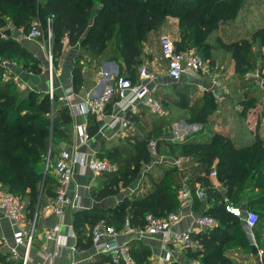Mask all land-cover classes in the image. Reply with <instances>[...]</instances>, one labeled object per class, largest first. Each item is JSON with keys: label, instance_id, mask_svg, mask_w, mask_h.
<instances>
[{"label": "trees", "instance_id": "obj_1", "mask_svg": "<svg viewBox=\"0 0 264 264\" xmlns=\"http://www.w3.org/2000/svg\"><path fill=\"white\" fill-rule=\"evenodd\" d=\"M247 2L248 0H0V30L7 23L6 18L14 26L22 27L23 32L29 31L32 23H37L40 37L46 38L50 32L54 65L62 50L64 38L68 45H78L76 62L71 70L72 89L78 92L83 82L80 60L84 56L94 61H99L100 57L118 59L123 69L120 73L125 72L126 76L135 81L144 45L150 42V32L163 26L168 16L177 17L179 38L174 41L176 50L191 49L204 62L208 61L210 67L218 60L222 63L227 58L233 61V73L228 86L237 79L240 82L237 87L242 92L239 97L230 98L228 102L240 106L238 115L244 120L247 110L256 105L260 94H264L263 90L253 87L254 84L245 76L257 70L261 63L259 75L264 78V23L251 33V39L235 31L246 20L247 6L250 4ZM226 24L231 25L229 29L225 27ZM232 28L234 32L231 31ZM0 54L6 58L14 56L24 59V66H28V69L34 72L40 70L39 60L32 57L10 34L1 36L0 33ZM28 61L31 64L27 65ZM2 71L3 67L0 66V75ZM182 83L184 82L170 83L171 92L177 97L173 96L167 101L184 110L189 107L192 113L182 117H186L190 123L207 122L208 116L217 107L213 93L204 91L190 104L188 93L179 88ZM159 101L161 102L160 99ZM94 117L93 114L88 117L87 129L90 134L96 131ZM71 120L70 109L66 104L58 102L56 95L50 99L46 92H22L12 77L0 81V184L24 200L26 218H32L48 198L52 199L56 195L49 169L57 152L56 139L69 135L67 133ZM160 128L161 126H156L146 135L137 137L130 144V150L124 152L123 158L119 156L120 152L101 155L112 162L116 161L119 168L117 172H111L113 174H105L107 180L95 191V198L117 194L120 186H127L137 177L143 163H152L153 153L147 148L152 137L156 138V153L189 157L188 162L196 164L188 176L189 183L182 181V169L161 168L155 175L151 169L146 172V177L152 188L139 196H125L111 209L114 211L112 216L99 208L76 211L72 228L77 236V246H91V236L84 239L85 224L91 229L102 219L108 224L112 222L119 230L127 217L132 225L143 226L147 213L164 216L176 211L179 205L176 193L183 184L193 192V183L199 182L206 187L205 193L212 192V195L218 197L219 193L212 190L209 178L210 171L215 170L218 181L225 186L226 199L202 214L213 216L217 225L191 231L197 247H186V253L197 261L192 264H240L227 254L226 248L238 245L251 250V244L247 243L242 230L241 217L228 212L225 205L235 202L245 184L252 181L254 191L252 190L247 207L257 213L253 229L263 225L262 138L257 133L252 139L240 134L237 138L241 143H236L233 138L215 133L208 142L181 141L167 143L161 148V144L166 141L160 137ZM129 245L134 263L148 264L147 251L134 248V244ZM261 260L264 263V254ZM0 262L7 264L1 256ZM15 264H21V261Z\"/></svg>", "mask_w": 264, "mask_h": 264}, {"label": "crops", "instance_id": "obj_2", "mask_svg": "<svg viewBox=\"0 0 264 264\" xmlns=\"http://www.w3.org/2000/svg\"><path fill=\"white\" fill-rule=\"evenodd\" d=\"M247 3L250 4L247 6L246 20L243 25L238 26L235 31L240 32L241 35L251 39V33L264 23V0H248ZM6 19V25L0 30L1 35L4 36L10 34L14 39L19 41L32 57L39 60L40 70L34 72L33 70L28 69V66H24L26 61L23 59L18 58L19 61L17 58L9 60L0 54V66L3 67L0 81L6 80L2 77V73L8 69L10 78L14 77L19 80L20 86L18 89L22 92L33 90L36 92L47 93L48 74L47 65L44 61V51L46 48H50V39L46 37V41H44L40 38H30L27 36L28 32H23L22 27H16L8 18ZM230 26V24H226L225 27L229 29ZM163 31L168 32L174 41L178 40V18L168 16L163 26L158 30L150 32V35L148 36L150 42L148 44L152 47L148 48L147 42L145 43L143 53L140 56L141 65L139 66L141 67L144 65L150 72L155 74L152 95L154 97L156 96L155 98L158 100L160 99L162 102H160L163 107V112L161 114L152 112L149 107L140 102H135L128 109L121 110L116 105L114 99L107 103L105 117L103 119H99L94 115L96 131L93 134L88 133L87 127L90 113L82 112L81 104L87 98L98 96L106 84L114 81L116 77L121 76L120 74L122 73L120 72L123 69L121 68L118 59L100 57L99 61H94L90 60L89 57L84 56L80 60L83 72L82 86L78 92L72 91L71 95L77 108L74 112H71L72 120L69 125V133H67V135H69L66 138L56 139L57 152L54 155L53 162L49 169L54 187L56 188V193L59 189V182L55 174L54 161L61 149L81 152L86 156L97 155L100 157L101 155L106 156L111 152H120L121 155L119 156L123 158L124 152L130 150V144L137 137L146 135L147 132L152 131L156 126H161L160 129L162 135L160 137L166 141V143L161 144V148L165 147L167 143L181 141L208 142L215 133H221L233 138L236 143H241L237 138L240 134L243 135L244 138L252 139L257 133L264 142V94L259 95L256 105L247 110L245 119L241 120L238 115L240 106L236 103L231 104L228 102L230 98H234V96L228 92L230 87L228 86L230 82L229 78L233 73V61L228 58L223 63L218 60L213 67L209 66V68L206 67L208 62H205L204 69L200 71L202 73L201 75L199 72L194 77H184L179 80L188 85L190 83L196 84L200 81V76L208 79V82L207 79H205L206 81H203L206 83L205 86L203 85V88L204 91H211L213 93L217 107L208 116L207 122L188 123L185 119L179 117L175 122L170 123L171 119L175 117H173L170 112L167 113L162 99L165 98L164 101L167 102L168 99L171 100L174 96L170 93V83H172L173 80L168 77L167 71L165 75H161L156 69V65L160 63H164L166 66L165 60L161 57L159 42V51H153V43L155 47L157 44L156 41L158 40L159 35L164 33ZM231 31L234 32V28H232ZM78 50V45H68L66 42L63 43L62 50L57 58L53 72V90L56 96L62 95L63 90L66 87L72 88L71 70L75 65ZM262 51L264 52V48H262ZM3 62H6L7 64L3 65ZM29 63L31 64V61H28L27 65ZM258 66L257 70L249 72L245 76L247 80L254 84L253 87L255 86L264 91V78H261L259 75L261 63H259ZM217 67H220L221 73H217V70H215ZM209 70H211L212 73L215 70V74L209 73ZM123 73L127 75L125 72ZM240 92H242L241 89ZM168 102L170 103V101ZM173 105L176 108L181 109L174 103ZM170 109L172 110V107H170ZM109 115L125 116L130 121L131 127L124 128L119 124L109 126L105 123ZM81 125L85 126L86 131L89 134V138L85 140L80 136L79 128ZM170 125L173 126V128L175 127V129L177 128L178 131H174V133H171L172 135H164L165 129ZM194 131L196 132V135L191 136L195 133ZM202 131L205 133H202ZM183 133L185 135L182 136V139L181 134ZM155 140L156 138L152 137L151 141L155 142ZM152 153V163L142 164L143 173H141L142 175L140 176L139 181H136L137 183L134 182L132 185V182L128 186H120L121 192L101 199L95 198V191L105 184L107 180L105 174L111 172L94 175L90 170L82 169L78 165H74L72 168L71 180L65 188L69 202L64 207L62 214L57 215L53 212L49 207L53 198H48L32 217H35V222L27 264H109V256H107L105 252L97 251L92 245V241L90 247L83 248L77 246V236L72 228L74 213L76 211L99 208L102 211H106L108 216H112V212L114 211H111V209L125 196H131L133 194L139 196L152 188L150 180L146 177V172L151 169L153 175L157 174L161 168L166 169L176 167L182 169L183 177L181 179L182 181L186 180L188 182V176H190L192 168L196 165L188 162L189 157L184 158L180 155L158 154L155 150ZM112 163L115 165V170L112 172H115L118 170L119 166L116 161H113ZM209 178L211 179L212 190L215 189L219 193L218 197L212 195V192L209 193L208 191H206L205 197H199V188L205 191L206 187L201 186L199 182L193 183L194 191L192 192L191 189H189L191 196L190 200H180L177 196L179 205L176 212L179 214V221L172 226V230H199L198 227L194 226L195 218L198 215H201L206 209L219 203L221 200L226 199L225 186L218 181L216 175H209ZM252 190L254 191L253 182L248 181L239 192L235 202L232 201L233 205H237L243 210L247 209V202L253 194ZM242 221L243 223L241 226L246 236V240L249 244L255 245L257 253H253L252 249L246 250L243 247L234 245L226 248L227 254L235 262L240 264H264L261 260L262 255L264 254V223L261 228H255V230L261 229V231H257L259 233L254 234L253 227H248L243 219ZM111 224L114 225L112 222ZM54 225H58V230L51 238H47L46 233ZM85 225L86 231L84 233V239H88V236H90V226L87 224ZM112 238L119 243H131L134 244L132 245L134 248H142L146 250V261L148 264H170L172 262L176 264H192L197 262L195 259L190 258L187 255L186 247L188 246L182 247L172 244L165 245L162 243L160 235L137 236L135 234L125 235L118 233ZM22 241L23 236L21 232H19L18 227L12 224V221L0 208V256L3 257L4 263L15 264V262L21 261L24 251ZM134 262L135 261L133 260V264H135Z\"/></svg>", "mask_w": 264, "mask_h": 264}, {"label": "built area", "instance_id": "obj_3", "mask_svg": "<svg viewBox=\"0 0 264 264\" xmlns=\"http://www.w3.org/2000/svg\"><path fill=\"white\" fill-rule=\"evenodd\" d=\"M40 30L36 23H32L27 36L30 38H39ZM3 36V35H1ZM50 39V32H48ZM67 39L64 38V42ZM159 45L161 57L165 60L167 66V75L173 81L187 77L191 78L196 76L201 70L204 69V60L191 49L186 51L176 50L174 39L167 33H162L159 36ZM48 61H47V74H48V89L47 94L50 99H53V75L52 68V55L51 49L48 47ZM6 65V62L2 63ZM8 69L2 73L4 79L10 78ZM155 74L150 72L144 65L138 69V78L134 81L126 75L118 76L114 81L105 85L101 93L96 97L87 98L81 104V111L95 115L99 119L105 117V108L107 103L115 99L116 105L125 110L131 107L135 102H140L152 112L162 113L163 107L158 99L152 95L154 87ZM15 85L19 88L20 82L13 77ZM72 88L66 87L63 94L57 96L59 102L68 105L70 112L76 110V105L71 98ZM106 124L114 126L119 124L121 127H131L130 121L125 116L109 115L106 119ZM80 136L82 139L89 138L84 125L79 128ZM150 151L155 150V142L150 141L147 145ZM78 165L82 169L90 170L94 175H100L106 172L115 170V165L107 158L97 155L86 156L85 154L77 151H70L68 149H61L54 161L55 174L59 182V189L55 197L51 200L49 207L57 215H61L64 207L68 204L69 199L66 195V185L71 180L72 168ZM209 175H216L215 170L210 171ZM180 200H190V190L183 184L177 192ZM199 197H205L203 189L198 190ZM25 203L21 197L13 194L9 190L0 185V208L3 213L16 225L23 236L24 251L21 257V264H27L29 259V250L32 242V234L34 229L35 217L26 219L24 212ZM225 209L241 217L248 227H253L257 221V213L252 209L243 210L237 205L226 204ZM29 220V221H28ZM179 221V214L176 211L167 213L164 216H154L147 213L144 216L143 226H134L130 223L129 218H125L122 227L118 230L114 225L106 223L104 220H98L90 229V236L92 245L97 251L105 252L109 256L110 263L133 264V259L130 252V245L127 242L119 243L112 237L118 233L125 235H160L163 244L178 245V246H191L197 247L196 241L191 237L192 229H184L181 231L172 230V226ZM217 225V220L208 214L198 215L195 218L194 226L201 228H212ZM58 230V225H54L47 233L46 237L51 238ZM111 237V238H110Z\"/></svg>", "mask_w": 264, "mask_h": 264}, {"label": "rangeland", "instance_id": "obj_4", "mask_svg": "<svg viewBox=\"0 0 264 264\" xmlns=\"http://www.w3.org/2000/svg\"><path fill=\"white\" fill-rule=\"evenodd\" d=\"M36 25H37V27H38V24L36 23ZM39 28V27H38ZM29 29V28H28ZM28 30H26L25 32H27ZM164 33H167V34H169L168 32H165V31H163ZM170 35V34H169ZM160 36V35H159ZM40 39H42V40H44V41H46L45 40V38H43V37H39ZM43 41V42H44ZM157 42V44H156V46L154 47V43H153V51L155 50V51H159V47H158V42H159V37H158V40L156 41ZM147 46H148V48H150V47H152L150 44H148V42H147ZM45 53V56H44V61L46 62V65H47V61H48V48H46L45 49V51H44ZM192 52H195V51H193L192 50ZM213 55H215V53L214 52H211ZM51 55H52V53H51ZM6 59H9V60H14L15 58H14V56L12 57V58H6ZM18 59V58H17ZM24 60V59H23ZM53 57H52V68H53V71H54V68H55V66L56 65H54V62H53ZM18 61H19V59H18ZM208 62V61H207ZM206 67L207 68H209V65H208V63H207V65H206ZM156 69H157V71H158V73L159 74H161V75H165L166 74V71H167V69H166V66H165V64L164 63H160V64H157L156 65ZM223 69H225V68H223ZM215 70H217V73L218 72H220V67H217V69H215ZM215 70H214V72L212 73V71L211 70H209V73H211V74H215ZM221 73V72H220ZM223 73H224V71H223ZM123 75H125L124 73H122ZM122 74H120V75H122ZM202 73L200 72V75H201ZM210 74V75H211ZM199 79H200V81H198L196 84H193V85H190V84H188V85H186V83H182V84H180L179 85V88L180 89H182V90H184V91H186L187 93H188V96H189V103L190 104H192L194 101H195V99L197 98V97H199L200 95H201V93L204 91V88H203V85L205 86L206 85V83L205 82H203V81H206L205 79H207V78H204L203 76H200L199 77ZM246 81V80H245ZM185 82H188V81H185ZM207 82H208V79H207ZM247 82V81H246ZM232 85L229 87V90H228V92L230 93V94H232L234 97H239L240 95H241V92H240V89L237 87V86H239L240 85V82H239V80H237V79H235V80H233L232 82ZM248 83V82H247ZM230 85V84H229ZM249 88H250V86H248ZM255 90H257V89H255ZM258 91V90H257ZM260 91H258V93H259ZM171 93V95H174L172 92H170ZM175 97H177V96H175L174 95V98ZM173 98V99H174ZM162 101H163V105H164V107H165V110L167 111V113L168 112H170V114H172V116L173 117H175V118H172L171 119V121H170V123H173V122H175L176 120H177V118H179V117H181V118H183V119H185L186 120V117L187 116H189L190 115V109H189V107H188V109H179V108H176L174 105H173V103L170 101V103L167 101H164V99H162ZM170 107H172V110L170 109ZM170 109V110H169ZM192 113V112H191ZM186 116V117H182V116ZM186 122H188V123H190L189 121H187L186 120ZM173 131V132H172ZM174 131H178V129L176 128L175 129V127L173 128V126H168L166 129H165V132H164V135H170L171 133H174ZM195 132V131H194ZM202 133H205L204 131H202ZM172 135V134H171ZM183 135H185L184 133L183 134H181V138L183 139ZM196 135V132L195 133H193L191 136H195ZM176 136V135H175ZM177 138V137H176ZM175 138V139H176ZM184 138H185V136H184ZM167 139V138H166ZM178 139V138H177ZM179 139H180V137H179ZM165 140V139H164ZM181 140V139H180ZM125 152H127V151H125ZM152 160H153V156H152ZM142 165H141V167H140V169H139V173H138V175H137V177L131 182L132 183V185L134 184V182H136V181H139V178H140V176L142 175L141 173H143V169H142ZM117 172V171H116ZM111 174H113V173H111ZM131 183H129V184H131ZM137 183V182H136ZM128 184V185H129ZM127 185V186H128ZM124 187V186H123ZM119 192H121L120 190H119ZM229 204H233L232 202H229ZM263 228V227H262ZM257 231H261V229H257V230H254L253 231V233L254 234H257V233H259V232H257ZM247 243H249L248 241H247ZM245 249V248H244ZM247 250V249H246Z\"/></svg>", "mask_w": 264, "mask_h": 264}, {"label": "water", "instance_id": "obj_5", "mask_svg": "<svg viewBox=\"0 0 264 264\" xmlns=\"http://www.w3.org/2000/svg\"><path fill=\"white\" fill-rule=\"evenodd\" d=\"M251 249H252L253 253H257V249L255 248L254 244H251Z\"/></svg>", "mask_w": 264, "mask_h": 264}]
</instances>
